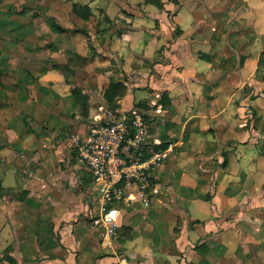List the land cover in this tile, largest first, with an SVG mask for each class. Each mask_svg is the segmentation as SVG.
<instances>
[{"label":"crops","instance_id":"1","mask_svg":"<svg viewBox=\"0 0 264 264\" xmlns=\"http://www.w3.org/2000/svg\"><path fill=\"white\" fill-rule=\"evenodd\" d=\"M119 1L103 2L110 26L97 42L105 71L97 83H76V102L52 63L36 68L32 105L18 102L4 120L0 264H264V158L235 117L246 116L235 102H249L253 83L255 101L264 89V0H134L128 15ZM63 36L48 35L49 53ZM103 75L101 89L119 90L113 108L142 110L152 144L172 149L153 173L149 204L121 205L108 248L91 222V176L76 161L70 172L63 154L88 125L77 127L80 111L105 105L96 98ZM21 112L54 134L30 132ZM59 131L67 137L51 148Z\"/></svg>","mask_w":264,"mask_h":264},{"label":"rangeland","instance_id":"2","mask_svg":"<svg viewBox=\"0 0 264 264\" xmlns=\"http://www.w3.org/2000/svg\"><path fill=\"white\" fill-rule=\"evenodd\" d=\"M124 1L126 2V0ZM84 2L86 3L83 4ZM87 2L88 0H0V71L2 72V83L5 86L4 88H0V143L6 144L7 146L9 142L8 138H4L7 135V129L9 127L8 124H5L4 120L11 115L14 109V111H16L17 108L21 110L22 104L18 106V102H27L28 105H32L33 103L34 92L30 90L31 86L29 85L33 84V77L30 72L36 73L38 72L35 70L36 68L45 69L52 63L56 68H60L58 70L62 73L60 77L66 82H71L70 84L73 85V87L72 85L70 86V91L74 88L79 89L76 83H78L79 86H86L87 83H89L90 76L93 78L92 83H97V79L101 76L102 71L105 72L103 70L104 68L101 66L100 54H98L99 49L97 48V42L101 34H98L96 26L97 23H100L103 30H107L110 26V24L103 19L105 16L103 12L104 0H90V3L88 2L89 5ZM121 2L122 0L119 1V3ZM73 3L88 5L92 14L89 21H83L72 12ZM135 3L134 0H127V5L129 6L125 7L124 13L128 15L131 9L136 10V6H140V4L136 5ZM52 23L57 27H61L64 32L59 33ZM125 25L126 24H124V28ZM79 30H84L89 33V35H84L80 33ZM40 33L45 34L44 40L48 42L46 45L50 48L52 45L49 41L50 36L48 38L50 33L68 36H63L60 42L61 44L57 46L59 49L54 48V50L52 48V53H49L46 45H40L43 39ZM66 38H71V45ZM234 48H238V44H235ZM85 51H88L86 56L84 54ZM239 55H236V60L240 59ZM262 59H264V56H262ZM66 64L71 68H67ZM112 70L113 68H111V72ZM256 78L257 76L255 75V79ZM105 80V76L103 75V79L102 81L100 80L101 83L99 87H97L98 91L99 89L101 90V92L99 91L100 95H96V91H94L93 94L96 95L97 100H101V98L105 100L106 103L104 107L111 108L113 105H116V103H114V101H110L109 103L105 98V92L111 84L109 83L106 88L101 89V85H106L104 82ZM259 87L261 86L259 85ZM88 88L91 90L93 86ZM256 88L257 85L253 83L249 91V94H251L249 102H242L241 98L235 102L239 108H243L244 115H246L242 118L240 116L241 112H239L235 117H238L236 123L241 125V129L249 131V142L255 144L259 139V146L256 149V153H259L260 157L264 158V89L262 90V95L259 96L260 100L255 101L252 92L256 91ZM239 89L241 92L246 93L242 90L243 87L241 85ZM43 94H45V96L52 95L50 91L46 92L45 89L43 90ZM137 99L138 98H136V101ZM32 109L30 114H32ZM96 110L97 108L93 107L90 112V108L86 109L84 107L83 111L81 110L79 113L81 118L78 119L76 124L77 127L80 128L83 126L87 118L90 119V117H92L90 114ZM139 113L142 114L143 111L139 110ZM21 114L31 119L29 127L37 134L41 136L48 134V132L54 134L55 131L29 117L28 115L30 114H25L24 112H21ZM21 114L18 116L22 119ZM82 114H86L85 118L82 117ZM143 117L144 120L147 119L145 116ZM24 125L26 128L28 127L25 123ZM253 129L259 130V134L256 132L252 134L251 132ZM65 134L66 133L59 131V137L55 138V136H53L54 141L48 143V146L51 148L56 146L58 140H63L67 137ZM251 149L252 148H250L248 152L249 156L252 158ZM5 153L8 154V151L6 150ZM63 154L69 161L66 164L69 167L68 170L71 172L76 165L75 161H78L77 153L73 145L71 144L69 147H66L63 150ZM7 158L8 157H6V159ZM70 161L72 162L71 166L69 165ZM63 164V162H59L60 170L64 169ZM253 174L254 172L251 170L250 176ZM249 179H251V177ZM253 184L255 183H250V185Z\"/></svg>","mask_w":264,"mask_h":264},{"label":"built area","instance_id":"3","mask_svg":"<svg viewBox=\"0 0 264 264\" xmlns=\"http://www.w3.org/2000/svg\"><path fill=\"white\" fill-rule=\"evenodd\" d=\"M138 110L118 111L101 106L82 134L72 137L78 164L90 174L96 204L92 226L101 233L103 247H112L121 225V205L150 202L153 173L172 152L151 151L149 126Z\"/></svg>","mask_w":264,"mask_h":264},{"label":"trees","instance_id":"4","mask_svg":"<svg viewBox=\"0 0 264 264\" xmlns=\"http://www.w3.org/2000/svg\"><path fill=\"white\" fill-rule=\"evenodd\" d=\"M72 12L74 14H76L77 16H79L83 21H89V19L92 17V14H91V11H90V8L88 7V5H83V4H80V3H73L72 4ZM107 23H110V20L104 16L103 18ZM53 24V23H52ZM54 28L56 30H58L59 33H63L64 30L61 28V27H57L55 24H53ZM97 26V32L98 34H101L103 29L101 28L100 26V23H97L96 24ZM100 27V28H99ZM80 33H83L84 35H89V33H87L86 31L84 30H79ZM56 68V67H54ZM58 70L60 68H57ZM66 82V81H65ZM4 84L2 83V72L0 71V88H4ZM117 84H113L111 83L108 87V89L106 90L105 92V98L106 100L110 103L113 102V98H115V96H117ZM119 91V90H118ZM71 94L74 98V100L76 102H78L80 99H81V91L77 88H74L72 91H71ZM162 97H165V95L163 94ZM112 107H115V106H112ZM22 121L28 126L27 129L30 131V132H33V130L31 129V127H29V125L31 124V119L30 118H26L25 115H22ZM165 149V145L162 146V147H156L155 145L152 146L151 148V151H158V150H163Z\"/></svg>","mask_w":264,"mask_h":264}]
</instances>
